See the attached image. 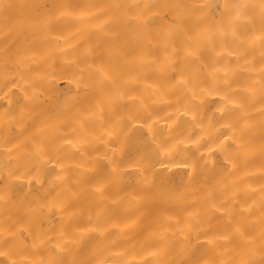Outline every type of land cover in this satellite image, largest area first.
<instances>
[{
	"label": "bare ground",
	"instance_id": "6f19581e",
	"mask_svg": "<svg viewBox=\"0 0 264 264\" xmlns=\"http://www.w3.org/2000/svg\"><path fill=\"white\" fill-rule=\"evenodd\" d=\"M0 264H264V0H0Z\"/></svg>",
	"mask_w": 264,
	"mask_h": 264
},
{
	"label": "snow or ice",
	"instance_id": "6c2138e0",
	"mask_svg": "<svg viewBox=\"0 0 264 264\" xmlns=\"http://www.w3.org/2000/svg\"><path fill=\"white\" fill-rule=\"evenodd\" d=\"M0 255H4V253H0Z\"/></svg>",
	"mask_w": 264,
	"mask_h": 264
}]
</instances>
